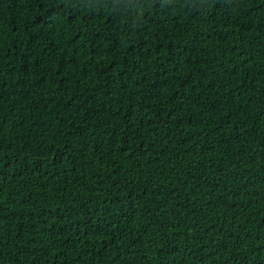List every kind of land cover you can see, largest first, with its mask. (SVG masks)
Here are the masks:
<instances>
[{"label":"trees","instance_id":"1","mask_svg":"<svg viewBox=\"0 0 264 264\" xmlns=\"http://www.w3.org/2000/svg\"><path fill=\"white\" fill-rule=\"evenodd\" d=\"M0 264H264V0H0Z\"/></svg>","mask_w":264,"mask_h":264}]
</instances>
